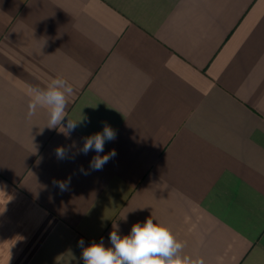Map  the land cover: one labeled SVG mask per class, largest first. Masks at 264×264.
<instances>
[{
	"label": "crops",
	"instance_id": "crops-1",
	"mask_svg": "<svg viewBox=\"0 0 264 264\" xmlns=\"http://www.w3.org/2000/svg\"><path fill=\"white\" fill-rule=\"evenodd\" d=\"M56 77L70 138L27 116ZM105 123L93 171L77 153ZM0 190V264H83L79 239L149 217L182 255L264 264V0H0Z\"/></svg>",
	"mask_w": 264,
	"mask_h": 264
},
{
	"label": "clouds",
	"instance_id": "clouds-1",
	"mask_svg": "<svg viewBox=\"0 0 264 264\" xmlns=\"http://www.w3.org/2000/svg\"><path fill=\"white\" fill-rule=\"evenodd\" d=\"M26 95L29 97L27 116L31 118L36 115L38 109H45L48 113V122L45 126L49 129H58L66 138H70L71 133L84 121V118L72 120L67 115L74 89L63 77L51 79L44 87L29 86ZM65 118L66 124L63 123ZM116 137V130L105 123L102 131L82 138L83 144L77 154L96 153L89 162V168L100 171L117 155L115 149L101 155L104 153L105 144L114 141ZM68 150L64 146H58L55 154L58 159H65ZM80 171L88 174L83 168ZM70 181L71 177H68L63 181L53 180V184L61 191H66ZM109 239L110 247L104 245L103 239L100 242L93 241L85 247L83 238L79 239L77 246L82 249L83 264H206L203 257L182 255L184 243L179 241L167 226L154 223L152 217L143 223H134L130 233L123 236L119 234L118 226L113 225Z\"/></svg>",
	"mask_w": 264,
	"mask_h": 264
}]
</instances>
